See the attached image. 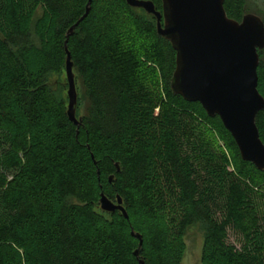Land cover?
<instances>
[{
  "label": "trees",
  "instance_id": "16d2710c",
  "mask_svg": "<svg viewBox=\"0 0 264 264\" xmlns=\"http://www.w3.org/2000/svg\"><path fill=\"white\" fill-rule=\"evenodd\" d=\"M87 4L0 0V264H182L197 221L201 264H264V172L172 92L176 52L154 17L93 0L67 41ZM224 7L245 16L241 0ZM66 48L93 112L79 116V96V127L48 80L66 73ZM256 122L264 143V112ZM103 192L128 218L101 211Z\"/></svg>",
  "mask_w": 264,
  "mask_h": 264
},
{
  "label": "water",
  "instance_id": "95a60500",
  "mask_svg": "<svg viewBox=\"0 0 264 264\" xmlns=\"http://www.w3.org/2000/svg\"><path fill=\"white\" fill-rule=\"evenodd\" d=\"M92 1L88 0L84 17L68 31L67 41L90 14ZM126 2L154 17L158 35L175 50L172 92L187 102L199 103L210 118L218 117L235 141L241 159L264 172V143L256 122L264 112V97L258 90L259 52L264 51L263 19L247 14L241 22L233 20L227 15L225 0H162L161 11L150 0ZM66 52L67 115L79 127L83 120L77 117L74 62L67 48ZM116 168L121 171L119 164ZM114 179L111 176L109 183ZM100 209L108 214L118 211L128 218L119 195L113 201L103 192ZM133 235L141 247L142 237Z\"/></svg>",
  "mask_w": 264,
  "mask_h": 264
},
{
  "label": "rangeland",
  "instance_id": "374dc122",
  "mask_svg": "<svg viewBox=\"0 0 264 264\" xmlns=\"http://www.w3.org/2000/svg\"><path fill=\"white\" fill-rule=\"evenodd\" d=\"M241 2L243 13L245 15L255 14L260 16L264 20V0H241ZM48 80L49 84L57 93V95H59L60 98L66 99L68 101V83L66 73L62 72L60 74H53L49 77ZM76 82L78 98L80 96L82 99L79 105L78 114L79 116H91L93 112L82 82L81 80H79V78H77ZM205 235V226L200 221H197L194 225L187 228L184 238L186 244V253L182 264H201Z\"/></svg>",
  "mask_w": 264,
  "mask_h": 264
}]
</instances>
